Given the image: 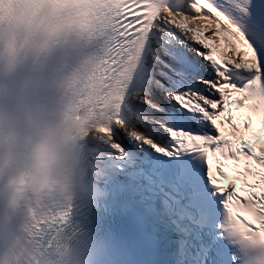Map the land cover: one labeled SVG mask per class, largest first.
I'll return each instance as SVG.
<instances>
[{
	"label": "snow or ice",
	"instance_id": "1",
	"mask_svg": "<svg viewBox=\"0 0 264 264\" xmlns=\"http://www.w3.org/2000/svg\"><path fill=\"white\" fill-rule=\"evenodd\" d=\"M75 3L104 70L91 264H243L264 247V0Z\"/></svg>",
	"mask_w": 264,
	"mask_h": 264
},
{
	"label": "bare ground",
	"instance_id": "2",
	"mask_svg": "<svg viewBox=\"0 0 264 264\" xmlns=\"http://www.w3.org/2000/svg\"><path fill=\"white\" fill-rule=\"evenodd\" d=\"M88 143L90 144L89 145V152H92L91 148L94 147L96 149V141L94 139V137H90L88 139ZM93 157V155L90 154V158Z\"/></svg>",
	"mask_w": 264,
	"mask_h": 264
}]
</instances>
